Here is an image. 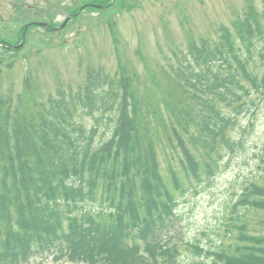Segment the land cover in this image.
<instances>
[{
	"label": "trees",
	"instance_id": "trees-1",
	"mask_svg": "<svg viewBox=\"0 0 264 264\" xmlns=\"http://www.w3.org/2000/svg\"><path fill=\"white\" fill-rule=\"evenodd\" d=\"M173 56L163 76L172 87L148 99L133 88L150 87L149 72L101 71L34 106L0 98V264H183L185 248L190 264H264V234L248 219L264 210L257 178L233 204L229 243L205 251L177 226L179 201L242 148L233 132L251 131L264 102V12ZM262 156L264 171V147Z\"/></svg>",
	"mask_w": 264,
	"mask_h": 264
},
{
	"label": "rangeland",
	"instance_id": "rangeland-1",
	"mask_svg": "<svg viewBox=\"0 0 264 264\" xmlns=\"http://www.w3.org/2000/svg\"><path fill=\"white\" fill-rule=\"evenodd\" d=\"M103 2L0 0V42L20 46L8 51L0 48L1 100L11 98L13 106H21L19 99L26 105L43 102L58 90L76 91L93 71L117 80L134 73L147 79L149 72L150 87L132 88L143 99L157 96L172 87L168 80L167 87L163 76L169 65L176 68V50L185 51L188 45L203 39L216 40L222 28H230L232 21L251 8L264 12V0H113L112 6L102 9H81L84 4ZM38 22L49 24V30L32 25L23 36V27ZM153 78L162 85H151ZM85 120L89 124V119ZM248 120L240 117L243 129ZM251 120V131L247 128L241 134L237 127L233 132L236 139L241 138L242 148L222 159L213 180L178 203L181 238L205 251L216 249L220 241H231L227 223L242 186L253 178L264 186V102ZM159 159L167 175L166 157L160 154ZM248 219L255 232L264 234V210L249 212ZM193 257L190 249L182 250L183 264H190ZM29 264L69 263L54 262L46 256Z\"/></svg>",
	"mask_w": 264,
	"mask_h": 264
}]
</instances>
